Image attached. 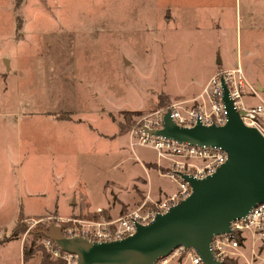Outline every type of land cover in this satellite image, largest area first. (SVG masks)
<instances>
[{
  "label": "rangeland",
  "instance_id": "rangeland-1",
  "mask_svg": "<svg viewBox=\"0 0 264 264\" xmlns=\"http://www.w3.org/2000/svg\"><path fill=\"white\" fill-rule=\"evenodd\" d=\"M238 57L264 98V0H0V109L15 111L0 125L22 137L19 159L0 161V264H68L36 229L117 211L122 185L175 188L151 148L132 149L130 130ZM30 126L67 137L69 181L53 180L61 166L52 157L35 178L24 150ZM78 187L89 197L67 193ZM104 198L109 208L91 207Z\"/></svg>",
  "mask_w": 264,
  "mask_h": 264
},
{
  "label": "built area",
  "instance_id": "built-area-1",
  "mask_svg": "<svg viewBox=\"0 0 264 264\" xmlns=\"http://www.w3.org/2000/svg\"><path fill=\"white\" fill-rule=\"evenodd\" d=\"M224 82L228 95L246 125L256 127L264 135V98L257 84L246 76L242 66L236 65L217 70L199 92L189 98L175 99L153 112L138 118L130 130L132 149L136 145L154 150L156 164H166L162 175L170 177L176 188L161 198H153L149 192L139 203L117 217L96 218L58 217L55 223L61 226L66 236H84L92 241L121 239L136 230L137 223L147 224L156 214L167 211L181 199L187 197L191 186L181 173L202 178L211 174L227 158L226 151L219 145L192 144L181 142L161 134H151L146 129L163 126L164 115L168 112L175 123L193 126L195 123L223 124L227 120V110L223 101ZM255 99V102L251 101ZM97 212L101 211L97 207ZM71 222L70 224H67ZM67 225H63V224ZM46 244L56 256H63L68 264H75L77 256L62 250L49 237ZM210 248L216 259H241L244 264L264 262V202H257L248 212L230 222V231L214 234ZM153 264H203L193 248L178 246L168 255L158 257Z\"/></svg>",
  "mask_w": 264,
  "mask_h": 264
},
{
  "label": "water",
  "instance_id": "water-1",
  "mask_svg": "<svg viewBox=\"0 0 264 264\" xmlns=\"http://www.w3.org/2000/svg\"><path fill=\"white\" fill-rule=\"evenodd\" d=\"M4 62L9 67L8 58ZM222 88L225 123L198 121L182 126L166 112L161 128L146 129L181 142L219 145L226 151V160L211 174L198 178L181 173L191 186L187 197L149 223H137L134 233L121 239L92 241L66 236L55 222L41 229L44 235L62 250L76 254L75 264H153L178 246L193 248L203 264H222L210 248L212 236L230 231L231 220L264 202V135L242 121L224 82Z\"/></svg>",
  "mask_w": 264,
  "mask_h": 264
},
{
  "label": "crops",
  "instance_id": "crops-1",
  "mask_svg": "<svg viewBox=\"0 0 264 264\" xmlns=\"http://www.w3.org/2000/svg\"><path fill=\"white\" fill-rule=\"evenodd\" d=\"M238 62H239V57H238ZM227 67H230V66L222 65L220 67L215 68V70H213L210 73L209 77L213 73H215L218 70V68H227ZM259 85L260 84H258V86ZM260 87H259L260 89H263L261 85ZM14 112H15L14 110L11 111V110H1L0 109V122L9 120V115H12ZM10 120H11V117H10ZM40 132H42V134ZM27 137H28V144L27 143L25 144L24 150L27 153V156L29 157L30 161L34 160L31 162V164L33 166L36 165L34 167V172L36 173L35 178L36 179L40 178V174H41L40 169H39L40 163H42L43 161L49 158L51 159L52 157V161L55 159L54 164H58L60 162L59 166H61V169L56 170L55 174L53 173L54 175L53 180L57 182L58 180L61 181L65 178V179H68L69 181V155H68L69 147H68L67 137L66 138L63 137V134L60 133V137L56 135V139H52L53 138L52 132H49V135H48L46 130L45 131L40 130V129L35 130L34 127H31V126L28 129V134L26 138ZM46 137H48L47 140H46ZM21 151H22V137L20 134L19 126L17 127V130H16L13 128V125L11 126V124H1L0 125V161H3L4 159L9 160V161L11 159L17 160L21 156ZM132 152H135V150H133ZM155 162H156V155L154 157V163ZM110 180L113 182H117L113 179H110ZM171 182H174V181L171 180ZM84 188H85V184H84ZM122 188L123 189L121 190L126 194V197H124L125 199L119 198L118 200L115 201L116 204H113V207L117 208V211L114 209H111L110 213L106 214L105 209H102V211L99 213L101 216H104V217L117 216L118 214L135 207L138 201L142 199V197H144V194L146 193V191L149 192L153 198H161L164 195L171 193L176 188V183H175V188H173V186H170V185L169 186L159 185L156 189L153 190L151 186L149 185V181H148V186L145 192H136L134 190L130 191L128 190V186H123V185H122ZM116 189H117V185H116ZM78 191H81V193L83 192L86 196H88L85 191L79 190V187L74 188L73 190L67 193H69L70 195V194H73L74 192L77 193ZM71 200H72L71 202L73 203L74 200L73 199ZM57 204H55L54 208H58ZM111 204L112 202L109 199L104 198V203H100L95 206L91 203V207L93 209L96 207H104V206H107L105 208H109L108 206ZM112 210L116 212H113ZM227 264H243V263L236 261L233 258H229V262Z\"/></svg>",
  "mask_w": 264,
  "mask_h": 264
},
{
  "label": "trees",
  "instance_id": "trees-1",
  "mask_svg": "<svg viewBox=\"0 0 264 264\" xmlns=\"http://www.w3.org/2000/svg\"><path fill=\"white\" fill-rule=\"evenodd\" d=\"M47 227H48V226H47ZM47 227H44V228H42V229H46ZM16 232H17V231H13V232H12L13 235H16ZM35 232L39 233V234L42 235L43 237H46V236L44 235V233L42 232L41 229H36ZM0 242H2V241L0 240ZM24 255H25V253H24ZM43 262H46L45 264H65V261L62 260V259H57V260H52V259H51V260H49L47 257L43 258V260L41 261V264H42ZM228 262H229V258L226 259V260H224L223 264H227Z\"/></svg>",
  "mask_w": 264,
  "mask_h": 264
}]
</instances>
